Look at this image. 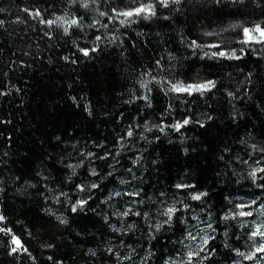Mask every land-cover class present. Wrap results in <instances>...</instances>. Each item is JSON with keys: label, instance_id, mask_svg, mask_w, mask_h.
Masks as SVG:
<instances>
[{"label": "trees", "instance_id": "1", "mask_svg": "<svg viewBox=\"0 0 264 264\" xmlns=\"http://www.w3.org/2000/svg\"><path fill=\"white\" fill-rule=\"evenodd\" d=\"M130 4L100 0L98 7L109 11ZM27 8H39L45 20H55L67 9L69 17H83L84 27L72 25L65 33L62 23H41ZM0 9V209L7 217L0 224L10 226L29 249L9 252L11 234L0 232V264H118L105 244L116 245L122 255L128 254V245L135 250L131 262L119 264H140L137 256L149 249L153 257L148 264H164L176 252H186L189 241L183 237L192 229L185 220L174 218L153 234L143 216L113 215L130 199H105L114 189L122 190V179L129 190H142L145 204L137 206L149 211L153 222L158 201L173 198L191 206L181 209L180 216L191 211L205 223L215 218L210 244L216 251L204 264H232L238 257L232 249L252 250L260 239L249 237L254 225L240 227L239 222L260 223L264 217L258 212L253 217L223 216L238 212L237 206L249 199L261 198L248 208L264 203V172H257L255 180L250 175L264 165L259 151L264 147V42L239 39L244 24L264 26V0H181V7H170L167 16L158 9L150 19L124 24L100 17L93 8L77 10L68 0H0ZM192 40L204 47H189ZM214 40L224 43L211 46ZM77 44L99 48L85 55ZM222 47L236 48L237 57L211 54ZM164 76L173 82L215 78L216 86L203 95H188L168 89ZM184 117L191 121L173 127ZM161 122V128L151 127ZM129 126L132 136L127 135ZM120 144L124 147L117 152ZM253 144L259 147L253 150ZM87 152L95 158L86 157ZM104 152L112 155L100 159ZM80 160L84 164L72 173L68 164ZM92 166L105 174L103 179L91 175ZM93 180H99V187L73 212L70 204L90 194L73 191L75 186ZM179 183L190 187L179 189ZM199 191L207 195L193 200L190 193ZM57 192L68 195L58 196L57 203L51 199ZM53 213L66 215L69 222L60 223ZM113 223L117 228L135 223V228L117 231ZM191 223L196 226L195 218Z\"/></svg>", "mask_w": 264, "mask_h": 264}, {"label": "snow or ice", "instance_id": "2", "mask_svg": "<svg viewBox=\"0 0 264 264\" xmlns=\"http://www.w3.org/2000/svg\"><path fill=\"white\" fill-rule=\"evenodd\" d=\"M222 0H214L215 4H220ZM68 4L72 6H76L77 10L79 9H89L93 8L96 12L99 13L100 17L108 18V19H115L119 20L121 24L124 23H131L135 19L139 18H151L153 16H156L158 14V9H162L165 12V16H167V10L170 7H173L175 10H178L181 7V0H131V4L127 7H112L109 11H102L98 5L100 4V0H68ZM0 11H4V9H0ZM26 11L34 13L36 16L40 18L41 23L44 24H52V23H62L65 25L63 28V31L65 33H68L70 31V28L72 25H75L79 28L84 27L83 17L77 16L73 14L69 17L68 10L65 9L63 15H59L56 17L55 20L47 19L45 20L43 16H41V10L39 8L32 9L27 8ZM114 14V15H113ZM16 20H20V17H15ZM4 21L0 20V24H3ZM97 21L93 20V24H96ZM235 24H230L228 27H236ZM107 27V25H105ZM243 35L239 37V39L243 40L246 43H250L252 41H260L264 42V26H262L260 23H256L252 26H248L246 24L242 27ZM47 35L52 36L53 33L49 31ZM110 35H113L110 33ZM97 40L100 39L99 36L96 37ZM183 39V38H182ZM223 40H214L212 41L211 46L220 45L223 44ZM77 48L84 53L85 55H88L91 51H94L99 48V44H93L91 48L87 47H80L79 44L76 45ZM191 48L196 47H204V45H198V42L195 40H192L188 44ZM210 53L204 52L202 55H209ZM212 55L216 56H223V57H237V49L236 48H227L222 47L218 52L211 53ZM171 55V54H169ZM240 55H244V52L241 51ZM64 59H70V57L65 56ZM20 63H24V61H20ZM156 64L158 67L163 68V65L160 63V60L156 61ZM149 72H151V69H148ZM251 76V73L248 74ZM152 79H157V77L153 76ZM164 80L167 81V88L176 91V92H184L188 95H191L192 93L196 92L201 95L204 94V92L215 88L216 86V80L215 78L207 79V78H197L189 81H185L183 79H177L175 82L173 80H169L167 76L163 77ZM160 82L159 80L157 81ZM143 83H146L144 81ZM251 83V81H249ZM163 87L164 85L161 84ZM150 90V89H149ZM229 96H235L234 92H228ZM75 100L76 98L73 97ZM145 100H148V96H144ZM171 105H169V108ZM207 119H212L211 116H208ZM191 121V117H184L181 120H177L173 127L179 129L183 125L188 124ZM205 121L201 120L199 123L203 124ZM161 124H153L151 127L155 128H161ZM147 127V123L145 124ZM127 135L132 136L134 135L133 128L131 126L127 129ZM143 135V134H141ZM119 140L123 141L125 139L124 136L118 137ZM124 147V144H120L119 147L116 149L117 152L120 151L121 148ZM259 146L256 144L252 145L253 150H256ZM83 151V149H81ZM227 151V150H226ZM259 151L264 152V147H259ZM112 153L110 152H104L103 155L100 157V159H103L104 157L111 156ZM86 157H92L95 158V154L93 152H87ZM135 163V161H133ZM84 164V160H80L78 162H70L68 164V167L71 168L72 173L76 172V169ZM88 171L91 173V175L95 178L99 174L100 179L104 178V173H99V170L92 166L88 169ZM131 171V170H129ZM257 172H264V165H261L259 167H255L252 169L250 175L255 180L256 179V173ZM43 175V173H41ZM107 175H111V172L107 173ZM18 179V178H16ZM68 180L73 179V175L69 174L67 177ZM3 177H0V190L3 188ZM120 184L123 186L121 191H116L115 189L109 194V197H105V199H110L112 196L121 197V196H128L130 199L125 203L124 210L120 211L119 209H116L113 212V215L118 217H128L132 214L136 215L137 217L143 216L146 218V222L149 224V232L154 234V231H160L165 225H172L174 218L178 220H185V223H187L188 227L192 229V231H186L184 235V239L189 241V244L187 246L186 252H176L175 258L168 257L164 260V264H204V262L208 259V257L213 256L216 249L211 247L210 241L214 239V233L216 229L213 227L215 223V218H212L209 222H203L199 215H197L195 212H186L184 216H180L179 213L181 209H187L190 210L191 206L188 204H183L181 201H177L175 198H173L171 201H168L167 199H162L158 201L159 207L155 209V212L157 214V218L153 222L152 214L145 210L141 211V209L137 206L140 204H145L144 199H140L142 190L137 189H131L129 190L127 187V181L121 180ZM58 187V186H57ZM99 187V180H93L86 183H79L75 186V189L73 191L78 192H85L87 191L90 193L85 198L77 199L75 203H71L70 207L73 212H76L79 207H83L87 204L88 200L92 198L91 190L97 189ZM179 189H185L190 187V185H186L183 183H179L176 185ZM261 188H264V185L260 186ZM66 192H57L54 193L51 196V199L56 200L57 203L60 201L57 199L58 196H65L67 197ZM161 196H164L165 194L161 193ZM193 200H200L202 197H205L207 195L206 191H199V192H192L190 193ZM45 199H49L48 196L44 197ZM135 198V199H131ZM260 197H256V199H249L247 201V204H239L237 207L239 209L238 212H233L229 210L226 212L223 216V219H228L229 217H237L239 216H245V217H253L257 212L259 213L260 217H264V203H260L257 208H248V205H256L257 201L260 200ZM180 205L179 207L177 205ZM56 219L63 224H67L68 217L63 214H56ZM163 216L164 219H160L159 217ZM208 216L211 218L212 214L208 213ZM186 217L188 219H186ZM191 218H195L196 226H193L191 223ZM105 219H108L106 216ZM0 221H7V217L4 215V212L2 209H0ZM254 225L253 230L249 233V237L252 240H255V238L259 237V241L254 243L252 245V250L248 251L247 253L241 252L240 248L232 249L234 252L238 254V257L232 260V264H243V261L239 257H243L245 260L248 261H255V264H261V257H264V220H261L260 223H256L255 220L249 221V220H243L240 221V227H244L245 225L249 224ZM199 227V231L196 230V227ZM113 229H116L117 231H123L128 232L132 228H135V223L128 225V227H124L121 225L120 228H117V225L113 223L111 225ZM0 232H4L5 234H11V244L9 246V252L16 253L17 251H23L28 252L29 249L26 245H24L23 241L21 240L20 236H18L13 229L10 226H5L4 224H0ZM201 232H203V235L201 236ZM227 232V229H225V233ZM195 233V234H194ZM212 233V234H210ZM31 233H29L30 235ZM199 237V239H198ZM119 246H124L123 241H119ZM230 247V245H226ZM45 247L47 248H54V244H46ZM105 248L108 252L113 253L118 260V264L120 261H132V256L135 252V250L132 248L131 245H128V254L122 255L121 252L118 250L116 245L112 244H105ZM89 251H93L92 249H89ZM257 253L261 254V257H257ZM153 257V251L151 249L145 251L144 256H137V259L140 261V264H148L149 258ZM33 260L36 258L34 256L31 257ZM48 259H53L51 255H49ZM55 264H64L63 260L56 261Z\"/></svg>", "mask_w": 264, "mask_h": 264}]
</instances>
